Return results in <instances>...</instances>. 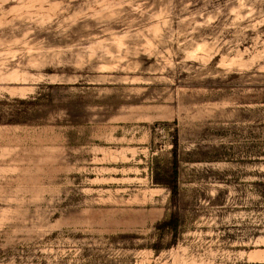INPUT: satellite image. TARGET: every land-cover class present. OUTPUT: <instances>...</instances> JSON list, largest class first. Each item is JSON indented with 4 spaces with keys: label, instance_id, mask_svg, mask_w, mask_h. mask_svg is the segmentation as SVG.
Listing matches in <instances>:
<instances>
[{
    "label": "rangeland",
    "instance_id": "1",
    "mask_svg": "<svg viewBox=\"0 0 264 264\" xmlns=\"http://www.w3.org/2000/svg\"><path fill=\"white\" fill-rule=\"evenodd\" d=\"M0 264H264V0H0Z\"/></svg>",
    "mask_w": 264,
    "mask_h": 264
},
{
    "label": "trees",
    "instance_id": "2",
    "mask_svg": "<svg viewBox=\"0 0 264 264\" xmlns=\"http://www.w3.org/2000/svg\"><path fill=\"white\" fill-rule=\"evenodd\" d=\"M157 183L160 184L161 186H163L164 188H166L169 191V193H170V201L172 203H176V198H177V194H178V187H177V184H176L175 173L170 174L169 176L163 178V180H160Z\"/></svg>",
    "mask_w": 264,
    "mask_h": 264
}]
</instances>
